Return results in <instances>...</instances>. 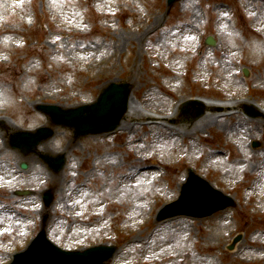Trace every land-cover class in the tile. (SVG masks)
Returning a JSON list of instances; mask_svg holds the SVG:
<instances>
[{
    "label": "rangeland",
    "instance_id": "rangeland-1",
    "mask_svg": "<svg viewBox=\"0 0 264 264\" xmlns=\"http://www.w3.org/2000/svg\"><path fill=\"white\" fill-rule=\"evenodd\" d=\"M209 35L215 44L206 43ZM109 78L131 82L136 98L154 110L166 111L176 93L225 98L223 104L249 100L264 109V0H179L169 10L167 0H0V105L21 123L42 119L28 100L90 102ZM229 109L214 110L225 120L191 140L172 137L168 146L169 132L160 127L74 139L69 167L57 178L45 169L54 175L47 182L35 163L28 174L11 171L14 157L0 149V184H10L0 191V264L41 227L69 249L116 244L106 264H264V125ZM58 129L54 148L70 137ZM157 159L163 175L133 176L136 165ZM190 169L236 206L159 221ZM46 191L54 197L50 206Z\"/></svg>",
    "mask_w": 264,
    "mask_h": 264
},
{
    "label": "bare ground",
    "instance_id": "bare-ground-1",
    "mask_svg": "<svg viewBox=\"0 0 264 264\" xmlns=\"http://www.w3.org/2000/svg\"><path fill=\"white\" fill-rule=\"evenodd\" d=\"M158 16L155 17V22L158 20ZM149 28V27H147ZM142 35L143 33H135L134 32V38L136 39H141L142 40ZM194 49L192 48L191 51H193ZM204 57H202L203 59ZM177 103L182 104L185 101V98L182 94L180 93H176V95L173 98ZM134 103V107L133 106ZM239 105H236V107L238 106H243V108H245L246 106L248 107H254V105L248 101H244L241 103H238ZM235 106V105H233ZM191 112L187 115H185L184 113H179L180 110H177L176 112L172 113V106H169L168 109H166V113H168L167 115H165L164 117H158V116H152V115H146L145 113H143L138 106V101L137 98L135 96V91H134V95H132L130 97V102H129V109L128 112L126 114V116L132 115V118H134V120L136 119L137 121H142L145 118H150L152 119L150 121V123H152L150 125V127H157L153 124L155 123H163L165 124L166 121L165 120H169L171 118L176 119L177 122L175 123V125H168L170 126V128H172L169 131V134L167 136V138L164 141L165 146H168L171 143V137L172 136H176L178 133H183L186 134L187 136L191 135V134H197L200 131H203L205 129H207L208 127L212 126V125H216L218 124L220 121L225 120V118L223 116H217L215 113L210 112V113H205L201 118L191 122V123H186L183 122L184 120H191L194 116V113L196 112L193 108L189 107ZM133 109V110H132ZM132 113V114H131ZM261 114L264 115V113L261 112ZM165 118V119H163ZM163 121H161V120ZM257 122L259 123H263L264 121L258 120ZM137 124H140V122H134V126L129 127L128 129L132 128V127H136ZM160 126V125H159ZM166 126V125H165ZM167 126V127H168ZM166 132V131H165ZM7 144L2 145V147L4 148ZM7 152H9L10 154H19V152L17 150H11V149H5ZM213 156H215V151L211 152ZM231 167L233 168V163H231ZM230 170V168H229ZM2 171V170H0ZM155 169L151 168V167H144L142 168L139 164L135 166L134 168V177H141V176H148L150 174H153V176L155 175ZM149 184V183H148ZM119 188V187H118Z\"/></svg>",
    "mask_w": 264,
    "mask_h": 264
},
{
    "label": "water",
    "instance_id": "water-1",
    "mask_svg": "<svg viewBox=\"0 0 264 264\" xmlns=\"http://www.w3.org/2000/svg\"><path fill=\"white\" fill-rule=\"evenodd\" d=\"M175 0H169V3H173ZM111 93V89L107 91V94L104 96V99L107 98ZM184 203V204H183ZM183 210L181 212L200 215L198 209L190 205V197L184 195L182 198ZM210 210H207L205 213H210ZM203 215V214H202ZM47 249H52L51 247H46ZM115 251L114 247L100 246L93 247L87 250L84 253H70L64 254L63 256L52 255L53 263L52 264H101L105 259L109 258ZM32 264H43L41 261H38V256L34 255V258L31 259Z\"/></svg>",
    "mask_w": 264,
    "mask_h": 264
}]
</instances>
